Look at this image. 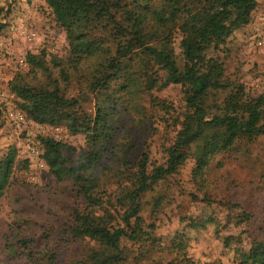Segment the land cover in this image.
Wrapping results in <instances>:
<instances>
[{"label": "rangeland", "instance_id": "374dc122", "mask_svg": "<svg viewBox=\"0 0 264 264\" xmlns=\"http://www.w3.org/2000/svg\"><path fill=\"white\" fill-rule=\"evenodd\" d=\"M261 5L264 0H257ZM0 264H24L17 254L7 251V236L33 238L38 250L49 242L56 245V264H77L99 245L90 240L73 239L66 230L75 207L82 203L72 178L57 184L43 159L41 137H55L79 151L87 147V136L73 135L65 124L37 127L17 106L11 83L19 76L34 87H59L68 99H75L90 117L102 109L108 117L111 140L100 138L99 160L87 174L98 187L94 214L111 226L126 227L123 215L129 207L128 193L135 187V165L142 153H150V168L167 158L180 129L185 111L183 89L157 55L138 50L132 55L131 81L112 82L107 90L90 88L100 76V63L115 55L116 43L108 31H90L102 50L74 66L65 63L70 44L64 28L55 21L45 0H0ZM207 14L198 12L184 21L186 33H195L204 25ZM211 56L221 57L229 80L242 82L252 96L264 93V53L252 51L246 31L237 32L220 51L206 46ZM182 65L179 41L175 43ZM46 54L45 65L31 72L28 53ZM64 62L61 66L58 63ZM66 67L68 78L62 77ZM137 72V73H135ZM149 85V86H148ZM150 87V90L148 89ZM228 91L211 93L207 101L208 117L218 113ZM153 97L170 107L159 110ZM27 117L18 127L16 113ZM196 146L185 149L186 163L177 173L157 181L141 196L139 239L122 238L123 260L119 264H168L181 259L172 243L179 234L187 238V251L198 264H239L255 241L264 238V136L252 143L238 142L227 152L214 157L202 176H194ZM68 166L77 163V154L65 152ZM231 204L235 205L233 207ZM246 214L247 220L241 215ZM134 223V219L131 220ZM193 224L196 227L191 226ZM61 232L63 234L61 235ZM233 237L230 245L225 238Z\"/></svg>", "mask_w": 264, "mask_h": 264}, {"label": "trees", "instance_id": "16d2710c", "mask_svg": "<svg viewBox=\"0 0 264 264\" xmlns=\"http://www.w3.org/2000/svg\"><path fill=\"white\" fill-rule=\"evenodd\" d=\"M52 10L54 19L67 33L70 55L65 63L77 66L84 58L100 52V42L90 38V31L101 28L109 32L116 43L115 55L100 63V76L94 78L90 88L94 91L107 90L112 82L123 79L125 87L131 81L132 55L142 49L148 54L159 56L171 69L172 78L183 89L185 111L179 119L180 129L174 144L167 149V158L161 165L150 168V153L141 154L135 165V187L128 193L129 207L123 215L126 227L111 226L107 218H97L94 195L98 183L87 174L94 168L99 153L100 138L111 140L108 117L100 108L92 118L79 107L75 99H68L59 87H34L17 77L11 88L15 92L17 106L38 124L55 126L65 124L73 135L87 136V147L77 149L49 137H41L44 146L43 159L55 177L57 184L72 178L82 203L73 211L66 230L73 239L89 238L99 245L77 264H119L123 260L121 241L124 237L139 239L137 228L142 207L141 196L162 179L178 172L186 163L185 149L196 146L194 176H202L215 156L231 151L243 141L252 143L264 136V93L252 96L242 82L229 80L225 61L207 53L206 46L220 51L235 32L245 30L254 19L259 7L257 0H45ZM4 9L0 7V12ZM207 14L204 25L189 35L182 23L192 19L198 12ZM179 41L182 65L179 63L175 43ZM46 54L28 53L26 62L34 72L45 65ZM63 65L64 62L58 63ZM137 73V72H135ZM62 77L68 78L63 67ZM132 77V76H131ZM128 83H127V82ZM149 86V85H148ZM150 90V87H148ZM228 91L222 105H216L218 113L208 117L207 101L211 93ZM152 105L159 110L170 107L153 97ZM4 109V108H3ZM3 109L0 107V120ZM65 152L77 154V163L68 166ZM3 161V160H2ZM0 162V164L2 163ZM233 207L235 205L231 204ZM247 220V215H241ZM134 219V223L131 221ZM191 226L196 227L192 223ZM63 232H61V235ZM7 236L5 249L17 254L16 260L25 259L24 264H56L58 251L49 242L38 250L35 239ZM233 237L225 238L230 245ZM181 259L168 264H198L188 255L187 238L179 234L172 243ZM239 264H264V238L255 241Z\"/></svg>", "mask_w": 264, "mask_h": 264}, {"label": "built area", "instance_id": "2783aa9c", "mask_svg": "<svg viewBox=\"0 0 264 264\" xmlns=\"http://www.w3.org/2000/svg\"><path fill=\"white\" fill-rule=\"evenodd\" d=\"M246 32L248 34V42L251 50L264 53V2L259 5L254 15V19ZM15 120L17 121L18 127H21L27 122V117L19 112L16 113ZM35 125L39 127L38 123ZM55 137L59 139V141H62V132L59 128H55Z\"/></svg>", "mask_w": 264, "mask_h": 264}, {"label": "crops", "instance_id": "0c3cea01", "mask_svg": "<svg viewBox=\"0 0 264 264\" xmlns=\"http://www.w3.org/2000/svg\"><path fill=\"white\" fill-rule=\"evenodd\" d=\"M246 30H247V28H246L245 30L243 29V30H240V31H237V32L246 31ZM237 32H235L234 35H235ZM234 35H233V36H234Z\"/></svg>", "mask_w": 264, "mask_h": 264}]
</instances>
